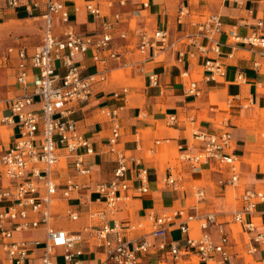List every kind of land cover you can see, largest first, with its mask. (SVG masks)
<instances>
[{
  "label": "built area",
  "instance_id": "2783aa9c",
  "mask_svg": "<svg viewBox=\"0 0 264 264\" xmlns=\"http://www.w3.org/2000/svg\"><path fill=\"white\" fill-rule=\"evenodd\" d=\"M117 1L123 5L127 2ZM7 2L13 8L21 7V0ZM41 2L25 5L27 12L33 15ZM44 2L43 38L31 51L27 48L16 50V82L22 92L11 99L12 115L0 118V122L14 123L16 117L19 126V135L14 144L0 155V177L8 182L0 187V202H8L0 210V235L9 263L35 264L33 260L38 258L36 264H57L56 258L63 257L65 264H90L84 247L87 234L89 243L105 248L100 264H139L150 253L162 254L176 262L195 254L198 262L204 264H252L230 261L228 235L215 212L198 213L187 208L160 214L151 211L147 214V223L128 225L130 230L148 227L141 235L133 234L131 237H127L121 229L119 218L109 217L115 216L119 204L129 200L134 193L149 191V169L141 157L118 146L121 138L119 117L125 106L111 108L106 104L100 108V113L110 121L111 134L103 147L115 155V167L109 180H93L92 169L86 164V159L96 155L97 150L92 138L81 130L79 121L72 114L92 99L98 87L108 82L111 62L122 61L116 39L130 41L131 37L127 31L115 28L120 14H113V21L107 20L98 4L87 2L85 8L102 21L103 29L79 33L70 23V12L64 3L59 0ZM261 2L264 3V0ZM114 3V0H110L107 5L110 8ZM141 5L147 8L150 1L143 0ZM189 14L188 6L182 4L177 15L178 24L183 25ZM54 17H59L63 26L58 34L54 32ZM189 25L195 29L179 30L174 37L167 26L145 29L136 40L138 53L144 58L149 49L153 50V56L169 52L179 63L204 57L201 78L191 80L184 88L186 96H201L200 82L227 78L228 61L212 58L211 53L233 59L239 45H245L264 58V34L257 30L241 36L236 27H232L228 33V45L232 51L223 54L218 39L223 31L221 15L194 16L189 20ZM257 25L261 28L263 22L259 20ZM13 52V48L8 50L9 54ZM78 55L89 57L97 66L96 71L86 73L85 65L75 60ZM261 64V60H255L252 67L258 70ZM130 65L132 63L128 61L121 62V67ZM233 70V82L242 84L247 81L243 68ZM31 75L33 78L30 80ZM182 76L189 77V71L183 70ZM148 80L152 86L161 87L156 73H150ZM112 95L114 99L128 101L130 87L123 86ZM184 118L180 120L173 113L167 120L169 125L179 122L191 124L192 134L201 146L193 151L181 144L176 148V158L188 163L195 171L204 165L211 166L214 171L224 174L221 177L223 184L239 187L241 171L229 123L224 122L222 131L208 134L194 126L195 115ZM136 144L137 149L141 147L139 138H136ZM62 159H72L75 173L88 179L87 182L73 176L58 180L53 172ZM178 179L177 172L170 170L161 180L165 185H172ZM261 181L264 183V172ZM85 184L91 185L89 190L96 195L94 202L98 203L99 208L91 211L90 217L97 222L72 231L61 226V219L70 222L80 220V210L71 201L79 199ZM193 190L199 200L204 199L202 186L196 184ZM238 203V207L231 212V221L242 224L248 232L255 231L257 224L251 217L258 204L264 203V189H243ZM194 222L197 223L198 234H191ZM211 226H217L219 240H215L209 232ZM171 229H177L185 238L169 239ZM33 230L41 231L42 236H15L16 233ZM110 235H114L115 239L112 240ZM253 238L255 242L263 243L264 232ZM249 251L255 252L256 247Z\"/></svg>",
  "mask_w": 264,
  "mask_h": 264
},
{
  "label": "crops",
  "instance_id": "0c3cea01",
  "mask_svg": "<svg viewBox=\"0 0 264 264\" xmlns=\"http://www.w3.org/2000/svg\"><path fill=\"white\" fill-rule=\"evenodd\" d=\"M34 1H42L41 6L30 15L25 5ZM59 1L68 7L70 23L77 32L89 33L103 29L102 21L86 11L85 4L92 2L102 8L107 20L113 21V14L119 13L120 18L115 21V28L127 31L131 37L130 41L117 38L116 48L122 54L121 60L128 61L132 65L121 67L122 61H112L108 82L98 87L92 99L79 106L72 114V117L79 121L81 130L92 138L97 150L96 155L88 156L86 159V164L92 169L93 180H109L113 176L115 167V155L107 152L103 147L111 134L110 121L100 113V108L106 104L111 108L125 106L119 117L121 138L118 146L128 153L141 157L144 165L149 169V191L134 193L129 200L119 204L115 216L109 217L119 218L121 229L127 237H131L133 234L141 235L148 227L144 230H130L128 225L147 223V214L151 211L160 214L187 208L198 213L215 212L223 222L224 230L228 235L227 249L231 255L230 261L264 264V242L257 243L253 238L256 234L264 232V203L258 204L251 217L257 224L255 231L248 232L242 224L232 222L231 212L238 207V197L241 192L233 203L229 204L226 199L229 197L231 200L234 193L229 192L230 185L221 182L224 174L214 171L213 167L207 165L195 171L188 163L179 161L176 158L177 146L183 144L195 151L201 145L192 134L191 124L179 122L169 125L167 120V117L173 113H176L180 120L195 115L197 119L194 126L208 134L222 131L223 124L227 121L239 159L240 186L244 187L243 189H264V183L261 181L263 170L260 164L264 163L260 157L263 147L258 140L259 126L256 124L259 115L264 120V58H261L255 49L245 45H239L234 51L233 59L211 53L212 58L228 61V76L224 80L200 82L202 94L195 97L186 96L184 88L191 80L201 78L203 56L179 63L169 52L153 56L152 49L148 50L144 58L136 47L137 36L145 29L154 30L159 26H167L174 37L179 30L195 29L189 25V20L194 16L200 18L205 14H219L223 21V31L218 39L222 44V53L227 54L232 51L228 45V33L232 27H236L241 36H246L254 30L264 34V3L261 0H149V7L143 8L141 5L143 0H127L124 5L114 0V5L109 8L107 4L110 0ZM182 4L188 6L190 14L185 18V23L179 25L177 15ZM45 7L44 0H21L19 8L11 7L7 0H0V118L12 115L11 99L22 92L16 82L18 62L16 50L27 48L31 51L41 42L44 33L42 14ZM76 7L79 8L78 11ZM35 18L38 19L33 21L32 19ZM259 20L263 22L261 28L257 25ZM54 24V32L60 33L63 26L59 17H54ZM10 48L15 52L9 54ZM1 58L5 60L2 62ZM75 60L85 65L86 73L97 69L89 57L78 55ZM255 60L262 62L258 70L252 67ZM236 67L243 68L247 79L245 83L237 84L232 81L233 69ZM120 68L125 70L123 84L113 74ZM183 70H188L190 76H182ZM150 73L158 75L161 87L149 83ZM32 75L30 80L33 78ZM116 75L118 76L119 73ZM124 82L131 85L127 86L130 87L128 101L114 99L112 92L126 86ZM211 107H214V110H211ZM18 135L19 126L16 117L14 123L0 122V155L14 144ZM136 138H139L141 145L138 149ZM260 158L262 160H259ZM170 170L177 172L179 179L172 185H165L161 179ZM53 173L60 181H63L65 176H73L84 183L88 180L75 173L72 159H62ZM7 183L3 177H0V187ZM196 184L204 188V199L199 200L194 193L193 186ZM90 186L83 185L79 199L71 201L80 210V220L70 222L61 219V226L79 231L84 226L97 222L90 217V212L99 208L98 203L94 202L96 195L89 190ZM7 203L0 202V210H3ZM175 231L178 230L171 229L169 239H175L173 236ZM209 232L215 240H219L217 226H211ZM198 233L197 223L194 222L191 234ZM15 236L34 238L42 236V232L33 230L16 233ZM85 236L87 260L90 264H100L99 260L104 257L105 248L89 243V236L87 234ZM110 238L113 240L115 236L110 235ZM184 238L185 236L181 234L178 239ZM2 242L0 235V264H10L2 249ZM253 246L256 247V251L251 253L249 250ZM153 259L164 264H192L197 257L195 254H190L176 262L165 258L162 254L150 253L144 256L139 264H151ZM38 261V258L33 260L35 264ZM56 262L58 264V257ZM198 264L204 263L198 262Z\"/></svg>",
  "mask_w": 264,
  "mask_h": 264
},
{
  "label": "rangeland",
  "instance_id": "374dc122",
  "mask_svg": "<svg viewBox=\"0 0 264 264\" xmlns=\"http://www.w3.org/2000/svg\"><path fill=\"white\" fill-rule=\"evenodd\" d=\"M38 18H35V19H32L33 21L34 20H37ZM28 37H30V36H28ZM0 56H1V54H0ZM1 60H2V62L5 60V58H1ZM119 73V75L117 76L116 74H118ZM113 74H115V78L117 79V80H119V81H121L122 82V84H123V81H124V78H125V70H124V68H120L119 70H116V71H114L113 72ZM117 76V77H116ZM124 85H126V86H131L130 84H128L127 82H124ZM260 118H261V120H260ZM256 124H258V140L261 142V145H262V147H263V153H261V155H260V157L263 159V161H264V120H263V118L261 117V115H259V119L256 121ZM259 159V160H262V159ZM256 164V163H255ZM261 164V166H262V170H263V172H264V163H260ZM243 188L244 187H241V186H239V187H233V186H229L228 187V190H229V192H233L234 193V195H233V198L230 200L229 199V197H228V199H226V202H228L229 204L230 203H233V201H234V199H235V197L237 196L238 197V195H239V193L240 192H242V190H243ZM219 202H221V201H218V203ZM173 236H174V238L175 239H178V238H180V236H181V234H180V232L179 231H175L174 233H173ZM246 237H247V239H248V236L247 235H245ZM58 264H64V258L63 257H58ZM151 264H164V263H160V262H158V261H155L154 259L151 261ZM178 264H183V263H178ZM192 264H198V260L197 259H195L194 260V262H192Z\"/></svg>",
  "mask_w": 264,
  "mask_h": 264
}]
</instances>
